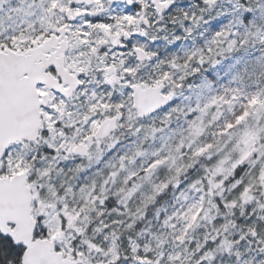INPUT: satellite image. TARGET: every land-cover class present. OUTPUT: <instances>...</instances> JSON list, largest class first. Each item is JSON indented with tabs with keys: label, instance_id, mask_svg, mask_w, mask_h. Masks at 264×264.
Wrapping results in <instances>:
<instances>
[{
	"label": "snow or ice",
	"instance_id": "1",
	"mask_svg": "<svg viewBox=\"0 0 264 264\" xmlns=\"http://www.w3.org/2000/svg\"><path fill=\"white\" fill-rule=\"evenodd\" d=\"M0 264H264V0H0Z\"/></svg>",
	"mask_w": 264,
	"mask_h": 264
}]
</instances>
